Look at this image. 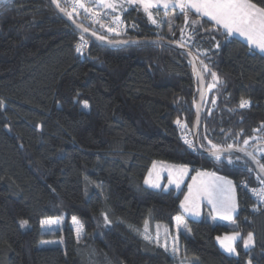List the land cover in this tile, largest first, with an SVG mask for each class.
I'll return each mask as SVG.
<instances>
[{
  "label": "trees",
  "instance_id": "obj_1",
  "mask_svg": "<svg viewBox=\"0 0 264 264\" xmlns=\"http://www.w3.org/2000/svg\"><path fill=\"white\" fill-rule=\"evenodd\" d=\"M99 1L73 10L77 0H57L103 39L183 43L196 55L207 84L199 146L244 148L258 159L256 150L264 148L263 54L190 9L169 11L175 14L169 33L166 12L151 9L150 19L138 2L95 20ZM251 2L264 8V0ZM112 16L122 20L114 32ZM198 96L195 68L171 47H104L65 22L49 0L1 1L0 264H177L143 235L147 223L152 229L165 224L173 234L186 193V187L146 185L155 161L190 166L192 174L211 171L236 186L233 221L186 219L179 232L184 260L264 264V205L250 190L264 184L241 157L198 152ZM182 123L193 145L186 143ZM258 161L264 166V156ZM49 218L61 220L58 232L42 231ZM74 218L84 229L81 239ZM236 233L237 254L229 255L218 238ZM249 233L254 244L246 248ZM52 239L60 244L39 247Z\"/></svg>",
  "mask_w": 264,
  "mask_h": 264
},
{
  "label": "rangeland",
  "instance_id": "obj_2",
  "mask_svg": "<svg viewBox=\"0 0 264 264\" xmlns=\"http://www.w3.org/2000/svg\"><path fill=\"white\" fill-rule=\"evenodd\" d=\"M130 1V0H129ZM164 1V0H163ZM109 3L107 0L99 1L98 4H96L95 8L98 11H95L96 13L95 20L99 19L97 16L99 15H104L105 19L109 18L110 14L109 10L110 8L104 7L103 3ZM171 3V2H170ZM169 4V1H168ZM258 7V6H257ZM166 14H164V20L166 21L168 28H169V33L172 30V23L175 19V14L170 13L169 11H165ZM101 17V16H100ZM111 23L112 25L109 26V30L111 32H114V26L118 24H122V20L120 16L117 17H111ZM243 37V36H242ZM238 38V37H237ZM245 38V37H244ZM246 39V38H245ZM243 41V40H242ZM255 46V45H254ZM255 48L260 50L255 46ZM259 52V51H258ZM261 53V52H260ZM261 54L264 55V52ZM213 86H211L208 89V93L211 91ZM244 105V107H246ZM183 127L185 126L184 123H182ZM186 130V127H184ZM186 134L184 136L185 141L190 142L189 144L193 145V137L192 133L190 130L185 131ZM247 144H244L245 147H249L252 145V140H247ZM213 148V145L211 146ZM218 147H215L213 149H217ZM249 149V148H248ZM212 150V149H211ZM252 150V149H250ZM256 155L259 158H262L264 156V148H259L256 150ZM200 173H205V172H200ZM257 177V176H256ZM147 178V177H146ZM195 178V180H194ZM258 178V177H257ZM224 180L229 181L224 178ZM258 180H260L258 178ZM149 183H146V185L150 188L154 189H161L164 188L166 190L174 188L177 191L181 190L183 187H186V193L183 197L182 203H181V208H182V220L184 217H190L194 220L196 219H209V220H219V221H226V222H231L234 220L235 216L238 214V202L236 198V187L234 183H231V185L223 184L221 181L216 180V176H208V175H198L197 174H192V167L187 166V165H180V164H175V163H170V162H160L156 161L154 162L152 168H151V173L149 174V179L147 180ZM261 181V180H260ZM262 182V181H261ZM201 183H207V184H223V187L226 189L223 193L218 194V199H223L224 197H232L233 203H234V210L230 213L231 219H225L223 210L220 208L219 204L216 205V207L213 206V203H209V197L206 193L204 192H197V188L201 185ZM263 183V182H262ZM154 184H158L159 187H154ZM246 188H248L247 183H243ZM264 184V183H263ZM178 185V186H177ZM192 186V193L191 196L189 194V186ZM251 188V187H249ZM257 189H262L264 188V185L256 187ZM256 188H251L250 190H254ZM189 196V200L185 201V197ZM255 198V197H254ZM257 201V200H256ZM184 205V206H182ZM187 209V210H186ZM53 221V223H46V221ZM186 224V223H185ZM175 225V223H174ZM61 226V220L59 218H49L45 219L42 221L41 229L44 233H54L58 232L60 230ZM72 226L76 232L77 238L81 239L84 236V229L81 225V223L77 219L72 220ZM184 226L180 228V225L176 227L175 225V232L173 234L169 233L168 229L166 228L165 224H155L153 226V229L150 227V224L147 223L143 235L144 237L147 236L149 241H153L156 244L160 245L164 249L168 250L171 255L176 258L177 264H191V262L186 261L182 258V247L180 243V237H179V232L181 231L180 229H184ZM238 234V233H236ZM235 234V235H236ZM234 234L226 235L222 239H219V242L224 246V250L229 253V255H236L237 252H229L226 250L225 245L231 243L232 246L235 248V244L240 238V234L237 236V238L234 241H227L224 240L225 237H230L233 236ZM223 241V243H222ZM60 244L59 239H52V240H45L42 241L39 245L41 248H50V247H57ZM254 241H252L251 244H249L246 248H250L253 246Z\"/></svg>",
  "mask_w": 264,
  "mask_h": 264
},
{
  "label": "snow or ice",
  "instance_id": "obj_3",
  "mask_svg": "<svg viewBox=\"0 0 264 264\" xmlns=\"http://www.w3.org/2000/svg\"><path fill=\"white\" fill-rule=\"evenodd\" d=\"M130 2H137V0H130ZM139 2L143 4L145 12L148 13L149 18L152 19V13L149 11V9L154 7L152 0H139ZM57 6L59 7L58 3ZM103 6L113 9L115 8V5L112 3L105 2L103 3ZM168 6V0H164L163 7L167 8ZM175 6H178L182 12H185L186 9L190 8L195 9V11L201 16L208 17L210 20L214 21L216 25L223 27L228 35L238 33L239 35L245 37L249 43L255 45L262 52H264V8L257 7V5L252 3L251 0H175ZM76 7L84 8V5L77 0V3L73 5V10H75ZM61 11H65L69 17L72 15V13L67 12L66 9L62 8ZM85 11L91 12L92 10L85 8ZM93 15H96V13H93ZM152 22L156 23L154 19ZM81 39H83V37H81ZM83 46V44L78 45L77 51L79 52ZM212 75L215 77L216 74L212 73ZM247 103L248 101H242L241 106L243 107ZM186 143L190 142L186 141ZM247 143L248 142L245 141V144ZM215 147L216 146L213 145V148ZM249 155H251V153H249ZM216 158H220L218 154ZM229 163H232V161L229 160ZM261 170L264 171V166H261ZM198 175L215 177V173H198ZM216 180L229 186L232 183L231 181L224 180L223 177H216ZM262 182H264V180H262ZM145 183H149V181L146 180ZM223 184L201 183V185L197 188V192L206 193L209 197V203H213L214 207L219 204L220 208L223 210L224 218L231 219L230 213L234 210L232 197H224L223 199L217 198L219 193L226 191ZM153 186L159 187L158 184H154ZM253 192L257 197L264 201V188L260 190L254 189ZM191 193L192 186L190 185V196ZM188 200L189 196H186L185 201ZM177 221L178 223L181 222V218L177 217ZM46 223H53V221L49 220L46 221ZM238 235L239 234L225 237L224 240L234 241ZM145 239H148V237L145 236ZM252 241L253 235L252 233H249L247 239L244 241L245 247L251 244ZM225 247L227 251L235 252V248L231 243L226 244Z\"/></svg>",
  "mask_w": 264,
  "mask_h": 264
},
{
  "label": "water",
  "instance_id": "obj_4",
  "mask_svg": "<svg viewBox=\"0 0 264 264\" xmlns=\"http://www.w3.org/2000/svg\"><path fill=\"white\" fill-rule=\"evenodd\" d=\"M4 1V0H0ZM55 9V11L61 16V18L67 22L70 26H72L77 32L87 36L91 40H93L95 43L104 46V47H115L120 46L122 48H128V47H134L138 45H144V44H152V45H162V46H168L173 48L174 50L180 52L183 54L189 62L193 65V67L196 70V74L199 80V96L196 103L195 108V118L193 121V132H194V139L195 144L197 147V150L202 155H205L207 157H216L217 154L220 155H234L243 158L244 160L248 161L252 164L254 167L255 172L261 178V180H264V171L261 170V164L256 158L254 154L249 152L248 150L244 148H234V147H228V148H217L212 150H204L199 146V131H200V125L202 120V108L204 105L205 97H206V91H207V84L205 77L201 71L198 59L196 55L187 48L183 43L181 42H172L166 39H160V38H154V39H145V40H122V41H110L103 39L97 35H95L93 32H91L85 25L78 23L74 21L71 17H69L67 14H65L63 11H61L60 6H57V0H49ZM86 29V30H85ZM251 153V155H249Z\"/></svg>",
  "mask_w": 264,
  "mask_h": 264
},
{
  "label": "crops",
  "instance_id": "obj_5",
  "mask_svg": "<svg viewBox=\"0 0 264 264\" xmlns=\"http://www.w3.org/2000/svg\"><path fill=\"white\" fill-rule=\"evenodd\" d=\"M100 1H103V0H100ZM107 1V0H106ZM109 1V3H112V4H114L115 5V8L113 9V8H110V12H117L118 11V9H120V7L121 6H123L124 5V3H126V2H129V3H132V2H130L129 0H108ZM169 1V6L167 7V8H164L163 7V3H164V1L163 0H152V3L154 4V7H152L151 9H160V10H163V11H178V10H181L178 6H175V0H168ZM137 2L139 3V4H141L142 6H143V4L142 3H140L139 2V0H137ZM171 2V3H170ZM151 9H149V10H151ZM190 10H192V11H194L196 14H198V15H200L199 13H197L196 11H195V9H191L190 8ZM201 16V15H200ZM202 17H204V16H202ZM204 18H207V19H209L208 17H204ZM210 20V19H209ZM210 21H212V20H210ZM213 23H215L214 21H212ZM219 27H221V26H219ZM223 30H225L223 27H221ZM226 31V30H225ZM231 36H235V37H238L239 39H241V40H243L245 43H247L253 50H255V51H257V49L255 48V46L253 45V44H251V43H249L248 41H247V39H245L244 37H242L241 35H239L238 33H234V34H232ZM259 51V53L261 52L262 53V51L261 50H258ZM257 51V52H258ZM156 162V161H155ZM160 162H163V161H160ZM153 164H154V162H153ZM153 164H152V166H153ZM152 166H151V168H152ZM151 168H150V170H149V172H148V175H147V178H146V180H148L149 179V174L151 173ZM200 172H205V173H214V172H211V171H206V170H201V169H199V170H197L196 172H195V174H197V173H200ZM215 176L216 177H223V178H225V179H227V180H229V181H231L232 183H234L230 178H228V177H224V176H222V175H218V174H216L215 173ZM235 184V183H234ZM236 187V186H235ZM187 191V190H186ZM237 193V192H236ZM236 198H237V194H236ZM238 212V211H237ZM181 215H182V208H181V214H179V215H177L176 217H175V219H174V223H175V225H176V227L178 226V224L180 225V228L181 227H183V225H185V221H186V219L187 218H190V217H184L183 218V221H181V222H179L178 223V221H177V217H180L181 218V220H182V217H181ZM190 219H192V218H190ZM196 220H200V219H196ZM181 230V229H180ZM230 235V234H229ZM235 235V234H234ZM226 236V235H225ZM228 236V235H227ZM224 236H222V237H220V238H218V243L220 244V246H221V248L224 250V246L219 242V239H222ZM225 251V250H224ZM226 252V251H225ZM227 253V252H226ZM229 254V253H228Z\"/></svg>",
  "mask_w": 264,
  "mask_h": 264
},
{
  "label": "built area",
  "instance_id": "obj_6",
  "mask_svg": "<svg viewBox=\"0 0 264 264\" xmlns=\"http://www.w3.org/2000/svg\"><path fill=\"white\" fill-rule=\"evenodd\" d=\"M79 2L82 3V4L84 5V4H88V3L90 2V0H79ZM76 3H77V2H76ZM76 3H73V4H72V6H71L72 9H73V5L76 4ZM77 8L80 9V7H76L75 9H77ZM120 30H122V27L118 26V27H116V30H115V31L119 32ZM255 190H260V189H255ZM251 193L253 194V196L255 197V199H256L258 202H263L259 197H257V196L254 194L253 190L251 191Z\"/></svg>",
  "mask_w": 264,
  "mask_h": 264
},
{
  "label": "bare ground",
  "instance_id": "obj_7",
  "mask_svg": "<svg viewBox=\"0 0 264 264\" xmlns=\"http://www.w3.org/2000/svg\"><path fill=\"white\" fill-rule=\"evenodd\" d=\"M221 156V155H220ZM255 171V170H254ZM256 173V172H255ZM256 175H257V173H256ZM258 176V175H257ZM259 177V176H258ZM260 180H261V178H259ZM262 181V180H261ZM264 183V182H263ZM244 187H245V185H243ZM259 205H264V201L263 202H258V206Z\"/></svg>",
  "mask_w": 264,
  "mask_h": 264
}]
</instances>
